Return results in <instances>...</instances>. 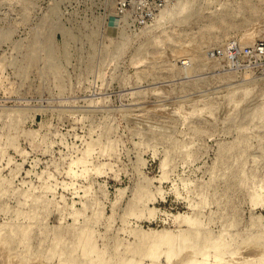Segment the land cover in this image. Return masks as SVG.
<instances>
[{
    "label": "rangeland",
    "instance_id": "obj_1",
    "mask_svg": "<svg viewBox=\"0 0 264 264\" xmlns=\"http://www.w3.org/2000/svg\"><path fill=\"white\" fill-rule=\"evenodd\" d=\"M177 3L0 0V264H264V0Z\"/></svg>",
    "mask_w": 264,
    "mask_h": 264
},
{
    "label": "built area",
    "instance_id": "obj_2",
    "mask_svg": "<svg viewBox=\"0 0 264 264\" xmlns=\"http://www.w3.org/2000/svg\"><path fill=\"white\" fill-rule=\"evenodd\" d=\"M175 0H110L113 11V23H119L126 19L125 26L128 31L141 30L157 21L160 12L172 4ZM211 56H218L228 62L242 61L247 66L255 64V56L264 55V43L259 41H243L238 35L229 38L219 49L209 52ZM182 67H189V56L179 60Z\"/></svg>",
    "mask_w": 264,
    "mask_h": 264
},
{
    "label": "bare ground",
    "instance_id": "obj_3",
    "mask_svg": "<svg viewBox=\"0 0 264 264\" xmlns=\"http://www.w3.org/2000/svg\"><path fill=\"white\" fill-rule=\"evenodd\" d=\"M187 2V1H186ZM186 4V3H185ZM184 8H185V5L183 4L182 6L180 5V6H178V3L177 4H175L173 7H171L170 9H165V10H162L163 12L161 13V15H160V19H164L167 15L168 16H171L173 13H175V11L176 10H178V9H180V11L181 10H183L184 11ZM182 12V11H181ZM158 18H159V15H158ZM157 18V20H159ZM160 21V20H159ZM169 241V240H168ZM171 241V240H170ZM165 242V241H164ZM162 243H163V241H162ZM171 243V242H170ZM205 255H207V254H205ZM194 264H202V263H198V262H193ZM129 264V263H128Z\"/></svg>",
    "mask_w": 264,
    "mask_h": 264
}]
</instances>
